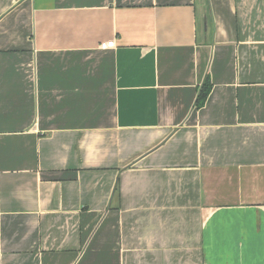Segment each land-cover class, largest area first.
Listing matches in <instances>:
<instances>
[{"label":"crops","instance_id":"1","mask_svg":"<svg viewBox=\"0 0 264 264\" xmlns=\"http://www.w3.org/2000/svg\"><path fill=\"white\" fill-rule=\"evenodd\" d=\"M0 264H264V0H0Z\"/></svg>","mask_w":264,"mask_h":264},{"label":"trees","instance_id":"2","mask_svg":"<svg viewBox=\"0 0 264 264\" xmlns=\"http://www.w3.org/2000/svg\"><path fill=\"white\" fill-rule=\"evenodd\" d=\"M211 91V82L209 77L206 78V81L204 82L203 86L201 87V90L199 92V96L197 98L196 105L201 106L203 103L207 100V97Z\"/></svg>","mask_w":264,"mask_h":264},{"label":"built area","instance_id":"3","mask_svg":"<svg viewBox=\"0 0 264 264\" xmlns=\"http://www.w3.org/2000/svg\"><path fill=\"white\" fill-rule=\"evenodd\" d=\"M116 46L115 40H108V42L102 43V49H108Z\"/></svg>","mask_w":264,"mask_h":264}]
</instances>
